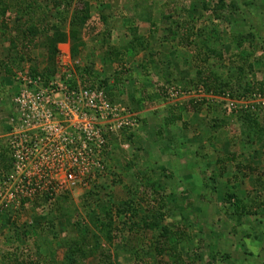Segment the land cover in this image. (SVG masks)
Wrapping results in <instances>:
<instances>
[{
	"label": "rangeland",
	"instance_id": "374dc122",
	"mask_svg": "<svg viewBox=\"0 0 264 264\" xmlns=\"http://www.w3.org/2000/svg\"><path fill=\"white\" fill-rule=\"evenodd\" d=\"M22 72L89 74L133 125L85 187L0 209V264H264V0H0L4 175Z\"/></svg>",
	"mask_w": 264,
	"mask_h": 264
},
{
	"label": "built area",
	"instance_id": "2783aa9c",
	"mask_svg": "<svg viewBox=\"0 0 264 264\" xmlns=\"http://www.w3.org/2000/svg\"><path fill=\"white\" fill-rule=\"evenodd\" d=\"M22 74L11 97L16 119L6 144L12 164L0 177V209L29 197L34 188L85 187L104 169L106 134L133 125L125 106L96 86L76 77L54 85Z\"/></svg>",
	"mask_w": 264,
	"mask_h": 264
},
{
	"label": "trees",
	"instance_id": "16d2710c",
	"mask_svg": "<svg viewBox=\"0 0 264 264\" xmlns=\"http://www.w3.org/2000/svg\"><path fill=\"white\" fill-rule=\"evenodd\" d=\"M92 75V74H91ZM80 81L84 84H89V85H94L92 82H93V78L92 77H89V74L87 75L86 79L85 77H81ZM100 85V84H98ZM97 85V86H98ZM101 86V85H100ZM170 120H180V117L179 115H175L173 118H170ZM0 165L3 169H6L7 168V165L4 163V161H0ZM3 172H0V175L2 174ZM27 197L23 198V199H26ZM236 201L235 202H238L237 199H235ZM234 202V201H233ZM235 210H240V208L243 210V212H246L248 213L249 211H247V209H244V206L241 204V203H237L235 204L234 206ZM113 210L114 211H120V212H126V211H130L131 213H133L135 211V209H133V207L129 206L127 203L125 204L124 202H122V204L120 205H117L116 208L113 207ZM111 212V208H107V209H104V213H105V217H107V219L109 220L110 219V213ZM142 223L144 225H146L145 221L144 220H141ZM48 226L50 224V228L52 227H55L54 224H53V221L52 220H49L47 222ZM99 224L100 225H104V222L102 221H99ZM156 223H153V225H155ZM53 233V232H52ZM98 255H100V257H104L105 258V262L103 264H111V260H110V254L108 252H105L103 250H99ZM101 260V259H100ZM65 261H66V264H75V259L73 258L72 255H66L65 256Z\"/></svg>",
	"mask_w": 264,
	"mask_h": 264
},
{
	"label": "crops",
	"instance_id": "0c3cea01",
	"mask_svg": "<svg viewBox=\"0 0 264 264\" xmlns=\"http://www.w3.org/2000/svg\"><path fill=\"white\" fill-rule=\"evenodd\" d=\"M146 83H147V81H146Z\"/></svg>",
	"mask_w": 264,
	"mask_h": 264
}]
</instances>
